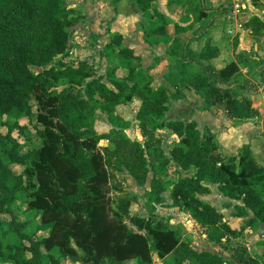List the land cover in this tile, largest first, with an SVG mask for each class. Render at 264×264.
<instances>
[{
    "label": "trees",
    "instance_id": "16d2710c",
    "mask_svg": "<svg viewBox=\"0 0 264 264\" xmlns=\"http://www.w3.org/2000/svg\"><path fill=\"white\" fill-rule=\"evenodd\" d=\"M120 1L113 0L115 5ZM132 1L147 15L156 0ZM202 1L197 11L201 20L207 18ZM160 17L147 15L148 31L160 36L148 41L164 48L171 60L166 75L176 91L171 95L166 87H154L121 35L108 40L101 54L112 65L108 83L95 77L87 62H70L68 30L80 19L64 0H0V217H11L0 220V264H154L155 254L171 256V264L225 263L185 243L183 232L156 218L155 208L144 219L131 213L128 198L115 203L113 172L120 166L141 184L152 174L148 198L160 203V196L169 192L172 207L187 212L215 243H230L239 232L200 200L210 193L206 183L238 203L233 215L245 220L243 232L264 227V166L250 147L222 158L215 137L203 135L195 122L166 121L170 98L180 99L185 90L200 97L206 110L222 108L238 122L259 118L253 101L243 94L250 86L242 71L264 82L263 62L257 54H240L239 61L218 70V47L207 43L195 51V38L185 36L188 29ZM245 27L259 35L264 23L255 18ZM134 100L141 105L136 120L147 139L144 144L128 138L130 122L117 112ZM98 113L107 116L110 134L96 132ZM24 116L36 120L41 139L40 147L27 154L14 136L24 133L19 123ZM164 129L180 141L169 155L156 137ZM105 140L111 146L101 149ZM18 166L23 167L19 174L14 172ZM190 171L195 173L183 175ZM24 205L39 221L31 233L26 231L29 222L18 220ZM235 252L238 264H259L244 248Z\"/></svg>",
    "mask_w": 264,
    "mask_h": 264
},
{
    "label": "rangeland",
    "instance_id": "374dc122",
    "mask_svg": "<svg viewBox=\"0 0 264 264\" xmlns=\"http://www.w3.org/2000/svg\"><path fill=\"white\" fill-rule=\"evenodd\" d=\"M251 1H253L254 7L262 8V10L264 9V0ZM224 2L226 3L225 5L227 7V5H229V1L227 2V0H224ZM64 3L65 7L69 10H75L77 16L80 19V23L78 26L68 30L70 62H72L73 64H77L81 61L87 62L90 67V72L95 77L103 76V78H105L104 82L108 83V80L106 79V74L107 70L112 65L101 57V54L107 44V40L112 39L115 34L123 33L124 35H127L128 30L131 28V23H129L130 20L139 19L141 18V15L138 13V10L135 7L134 3L130 2L129 0H121L116 5L114 4L113 0H64ZM226 10L227 9L221 10V14L223 13V17H226V15H228V10ZM138 26L140 27L141 23ZM148 26L149 25L145 24L143 21L141 28L146 30L148 29ZM229 27L232 29L231 25ZM252 36L253 38L245 37V46H247V50L234 51L233 58H231V55L225 54L223 56V63H225V65H228L230 64L229 61H239L240 54L248 55V53H250L252 55H258V53L254 52L255 45L258 43L261 49L262 47L264 49V43L263 46L260 45L261 41L264 39V30L261 35H254L252 33ZM202 44H200L199 48H202L204 46V44ZM234 44H237V42L234 41ZM226 52H228V54H231L232 51L226 50ZM259 58L263 60L262 62L264 64V52H260ZM114 64L115 63H113V65ZM32 71L39 73L41 72V69L32 68ZM256 75H258V73H256ZM257 79L259 80L258 85L262 89L264 86V82H262V78L259 76H257ZM140 106V102L138 100H134L129 105L120 107L117 112L124 120L130 122V128L125 131L128 138L132 141L144 144L147 139L142 136L139 124L136 120V116ZM257 108L260 111H264V106H260ZM259 110L257 111L259 112ZM33 111L36 113L35 108ZM254 121L256 123H259L255 124V127H259L261 131L264 130V116L261 118V120H259V118H256ZM19 123L23 126L24 133L17 131L14 133V136L18 143L23 147V149L21 150L22 154H27L32 150L38 149L41 145V139L38 137L37 131L35 129L36 120L24 116L19 120ZM94 127L99 135H108L113 130V127L108 122L107 116L101 113H98L97 122L95 123ZM1 132L3 134H6V128H1ZM169 132V138L167 135L163 134L161 130H157L156 132L157 138L159 137L165 140L164 144H162L163 142L160 139L162 142L161 147L167 155H169V151L171 150V148L180 142L179 139L171 131ZM203 135L207 134L205 133ZM173 138H175L177 141H174ZM108 146L111 145L110 142L107 140L102 141L99 144V147L101 149L106 148ZM22 171L23 167H14L15 173L19 174ZM113 173L116 176V178L114 179L112 191L114 201L116 203L117 200L120 198H128L129 200H131L130 210L133 215L140 218L149 219L150 209L155 208L156 218L167 223L175 230H178L181 233L183 232V240L185 241V243L190 245L197 252H209L211 254L218 255L225 261L224 264H238L237 259L235 257V251L241 247L246 250L247 256L249 258L259 264H264V230H262L261 228L256 229V231L246 230L243 232L242 230L245 222V220H243V223L239 227H235L233 229L234 231L239 232V236H237L236 238L232 237L230 243L227 244L215 243L210 240L209 232L206 229H202L200 228V226H197L187 212H185L183 209H177L172 207L173 202L169 192L164 193L160 196L163 198V201H161L160 203L151 201L150 198H148L150 184L152 182V174H150L144 184H141L135 179H133L130 176L129 171L123 166H120V168L115 170ZM194 173L195 171H190L188 173H183V175L191 176ZM209 185L210 184L208 183L205 184L207 188H209ZM207 195L199 196V198L204 203L209 204V199H207ZM216 199L218 198H211L209 201L214 202L215 205L217 204V207L220 209V211H222V203L218 202V200ZM23 207L24 214L20 215L18 220L23 222L28 221L29 226L26 231L27 233H31L35 230L39 221L37 220V216L35 215V213L27 211L26 205H24ZM221 213L225 214L226 216L230 212H225L223 210V212ZM225 216H223V220L225 219ZM0 220L11 221V217L1 216ZM227 224L229 225L228 222ZM132 228L136 229L135 227ZM24 244L27 247L30 246L26 241H24ZM171 263V256L160 257L156 254L154 255V264ZM62 264L74 263L64 261ZM126 264L135 263L130 262Z\"/></svg>",
    "mask_w": 264,
    "mask_h": 264
},
{
    "label": "crops",
    "instance_id": "0c3cea01",
    "mask_svg": "<svg viewBox=\"0 0 264 264\" xmlns=\"http://www.w3.org/2000/svg\"><path fill=\"white\" fill-rule=\"evenodd\" d=\"M129 1L133 2L132 0ZM198 1L200 0H156L147 15L149 14L151 16L154 12H156V14L159 13L162 15L160 18H165L167 21L171 22V24H177L181 28L188 29L185 36L195 38L192 43V48L195 51L200 49L199 47L202 43L204 45L210 43L212 46L218 47L221 51V56L214 61V65H216L215 67L218 70H221L227 66L223 63V56L225 54L231 55V58H233L234 51H245L248 49L247 46H245V37L253 38L252 31L245 27L244 31H237L234 36H230L229 32L231 28L227 21V15L223 17V13L221 14V10L230 9V0H227V2L229 1L227 7L224 0H203L202 6L207 12V18L203 20L199 18L197 13V11L202 9ZM243 4L246 7L244 19L245 26L255 18H259L264 23V9L262 10V8L254 7L253 1L251 0H243ZM134 5L141 15V18L130 20L129 23H131V28L128 30L127 35L123 33L117 35L123 37L124 47L132 50L134 55L140 59L142 69L149 72L153 79L154 87H166L170 95L175 94L176 91L166 80L171 60L165 55L164 48L155 47L149 43V36L155 34L149 32L148 29L145 30L141 28L143 21L145 24H148L146 21L147 15L141 13L135 3ZM197 7H199V9H197ZM155 20L159 19L156 17ZM140 23L141 26L139 27L138 25ZM234 41H236L237 44H234ZM263 43L264 39L261 41L260 45L263 46ZM226 50H231V54H228ZM254 52L258 53L260 56V52H264V49L263 47L261 49L257 43ZM104 60L107 61L106 59ZM229 62L231 63L234 61L232 60ZM261 68L264 70V64ZM242 74L243 82L250 86L248 91L243 92V94L253 100L256 110H259L257 107L264 106V86L261 89L258 82L248 77V70H243ZM183 94L184 96L180 99L170 98L169 111L166 113L167 122H195L202 134H212L215 137V142L220 150L222 158L238 156L243 147L249 146L255 158L264 166V130L261 131L259 127H255V124L259 123H256L254 120L248 122L233 120L222 108L214 107L206 110L204 109L203 101L194 92L185 90ZM119 108L120 107H118V109ZM259 114V120H261L264 116V111L259 110ZM161 131L163 134L167 135L168 138L170 137L169 131L166 129ZM159 139H161L163 142L162 144H164L165 140L163 138ZM173 139L177 141L175 138ZM208 187L210 193L207 195V199L218 198L216 200L222 203V211H220L217 204L215 205L214 202L208 200V203L215 207L220 213L223 212V210L225 212H230L226 216L221 213L225 216V222H228L232 229L239 227L243 223V219L236 218L233 215L234 207L238 203L224 197L217 185L210 184ZM261 229L264 230V227H261Z\"/></svg>",
    "mask_w": 264,
    "mask_h": 264
},
{
    "label": "built area",
    "instance_id": "2783aa9c",
    "mask_svg": "<svg viewBox=\"0 0 264 264\" xmlns=\"http://www.w3.org/2000/svg\"><path fill=\"white\" fill-rule=\"evenodd\" d=\"M245 11L246 7L243 4V0H230V9L227 13V21L232 26L229 32L230 36H234L237 31L245 30Z\"/></svg>",
    "mask_w": 264,
    "mask_h": 264
}]
</instances>
